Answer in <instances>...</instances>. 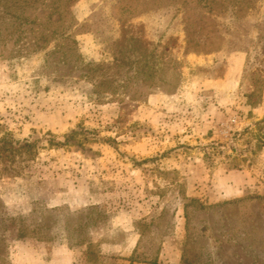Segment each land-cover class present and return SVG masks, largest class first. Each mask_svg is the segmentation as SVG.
<instances>
[{
	"label": "rangeland",
	"instance_id": "374dc122",
	"mask_svg": "<svg viewBox=\"0 0 264 264\" xmlns=\"http://www.w3.org/2000/svg\"><path fill=\"white\" fill-rule=\"evenodd\" d=\"M235 1L0 5V264H264V0Z\"/></svg>",
	"mask_w": 264,
	"mask_h": 264
},
{
	"label": "trees",
	"instance_id": "16d2710c",
	"mask_svg": "<svg viewBox=\"0 0 264 264\" xmlns=\"http://www.w3.org/2000/svg\"><path fill=\"white\" fill-rule=\"evenodd\" d=\"M7 1L11 2L10 5H8V6L6 5V2ZM19 1L20 0H0L1 14H3L4 10L8 11L9 8L15 7V5ZM248 1H250L251 8L254 7L253 0L252 1L251 0H248ZM243 3H244L243 1L236 0L235 1V6H236V4H243ZM1 16H3V15H1ZM16 18H19L20 19V15H19V17H16ZM24 20H26V18H24ZM49 32H51V34L52 35H55V36L64 35V34H61L60 32L57 33L56 30H50ZM42 39H43L42 41H45V38H42ZM187 43H188V40H187ZM76 134H77V131L76 130H70V132L65 135L64 140L62 142L55 140L54 142H50V143L53 144V145H59V144L68 143V142L72 141L73 139H75ZM15 144L18 145V146L16 147V150H15V147H14V150L16 152H18L19 149H28V148L33 147L34 146V141H26V140H24V142L21 143V144L19 142H15ZM78 144H79V142H78ZM64 208H66V207L65 206H59V207L52 208L50 211H52V212H60ZM91 223H92V220H88L87 222L81 224L79 226L78 230H77L79 236H77V238H75V241L74 242H70V241L67 240L65 242L66 245L69 248H71V247H73L75 245H86L87 248L92 247V243L89 241V239L86 236H82V234L84 235L86 233L87 229L90 228ZM46 229H50V226L47 225L46 226ZM18 231H19V235L20 236H25L27 233H33L36 237H38L40 233H43L42 230L41 231L38 230L37 226H32L31 224L22 225V227L18 228ZM41 237L42 238H44V237L45 238H50V237H47V236H41ZM86 254H87V256H86V259L87 260H93L92 253L90 251L87 250Z\"/></svg>",
	"mask_w": 264,
	"mask_h": 264
},
{
	"label": "crops",
	"instance_id": "0c3cea01",
	"mask_svg": "<svg viewBox=\"0 0 264 264\" xmlns=\"http://www.w3.org/2000/svg\"><path fill=\"white\" fill-rule=\"evenodd\" d=\"M252 112L254 114H256L258 117H260L261 115L264 114V110L260 105H259V107L252 108ZM239 173H241V172H239ZM162 253L164 254V251L161 252V255H163ZM165 254H168L167 248L165 249ZM172 254H173V257H175V258H173L171 260V262H169V263H176L177 264L179 262L180 255L176 252L175 253L173 252ZM164 257H166V255ZM143 264H147V263H143Z\"/></svg>",
	"mask_w": 264,
	"mask_h": 264
}]
</instances>
